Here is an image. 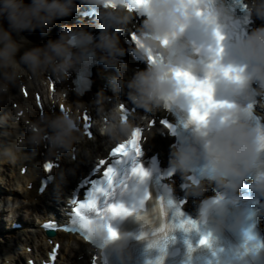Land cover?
Wrapping results in <instances>:
<instances>
[{"label":"clouds","instance_id":"9594fccd","mask_svg":"<svg viewBox=\"0 0 264 264\" xmlns=\"http://www.w3.org/2000/svg\"><path fill=\"white\" fill-rule=\"evenodd\" d=\"M79 3L95 9V27L99 29L95 38L84 26L63 25L56 38L32 45L22 33H46L58 20L73 15L77 0H0V98H8L11 89L28 75L36 81L50 75L61 82L76 63L90 57L115 69L117 74L109 82L114 94H123L128 104L145 113H156L185 100L192 102L175 72L192 77V73L201 74L199 81L206 82L212 97L227 95L238 102H220L208 112L204 123L189 119V125L194 126L190 134L177 137L169 167L184 178L185 195L198 198L192 221L195 226L199 223L212 236L229 231L242 237L240 244L216 250L214 264H264V243L247 239L244 228L253 213L236 200L241 184L250 180L248 191L259 198L255 215L264 216V133L250 122L264 117V0H244L245 19L255 18L260 24L239 33L234 30L228 0H137L132 10L129 0ZM134 13L143 17L134 43L146 67L128 76L119 65L124 49L117 33L128 31ZM217 34L223 37L218 55ZM190 50L198 51L201 59L194 61ZM225 69L232 71L225 74ZM60 96L64 99L63 93ZM96 100L102 104L104 97L98 93ZM257 108L262 111L258 113ZM120 117L119 109L110 108L103 131L121 137L132 133V126ZM25 124L19 133L14 112L0 118V125H8L0 131V163L15 165L25 150L35 152L44 145L50 155L67 152L82 139L78 116L70 107L43 112ZM196 168L201 179L190 181L189 174ZM208 188L216 195L204 197ZM170 191V186L162 189V200L167 201ZM85 216L87 240L95 246L102 264L111 255L125 264L130 235L111 227L114 218L133 216L147 230L150 243L161 246L171 231L166 223L167 206L162 215L156 200L148 210L138 208L125 216L107 212H85ZM13 260L8 254L0 258V264H13Z\"/></svg>","mask_w":264,"mask_h":264},{"label":"bare ground","instance_id":"6f19581e","mask_svg":"<svg viewBox=\"0 0 264 264\" xmlns=\"http://www.w3.org/2000/svg\"><path fill=\"white\" fill-rule=\"evenodd\" d=\"M132 19L130 22H132ZM257 22L260 23L259 20H257ZM59 23L64 22H56L55 25H53L49 30L54 34H58L61 29ZM22 35L26 37V39L29 40L32 45H42L47 39H49L46 37V35L40 36V33L31 34L25 32V34L23 33ZM121 69L128 76L133 73V68H131L129 64L121 67ZM116 74L117 73L115 69L110 67H108L106 71H104L103 67L97 69L96 72H94V78H92L93 82L91 89L81 98L76 97L71 91L68 76L67 79L60 82L52 78L50 75L46 76L44 80L40 81H36L33 77L28 75L24 77L16 87L11 89L8 98H0V118L4 117L5 114L9 112L17 113L19 111H24L20 118L17 117L18 115L16 114V117L19 118V120H17L16 131L19 133H22L25 130V121H31V119L35 118L36 116V110L33 105V101H35L33 99V93L35 92L36 94H41L40 101L43 103L49 113L58 111L59 105L61 104L64 105V107H70L71 110L75 111L79 120L81 119V113L85 112L90 117L88 123L90 124V129L94 132L93 137L90 140L82 134L81 141L73 147L76 148V151L59 153L60 158L59 168L57 169L56 174L57 177L55 180H53L50 186L46 187L47 190L44 192V195L41 196V198L35 195L33 183L35 172H39L36 170V165L43 159L45 160L48 158H53V156L47 152V149L44 148V146L47 148L46 145L42 146L35 152L25 150L23 158L15 165L11 166L6 163H1L9 169L10 174L14 179V181H12V186L15 188L12 189V191L15 190L16 194L12 193L10 189H8L9 197L13 195L16 197L15 199H19V194L17 193L21 194V200H15V203L10 202V204L12 206L20 205L19 207H21L23 204L28 203V206L24 207L26 209L25 215L27 218L33 216V214L38 215V217L43 216L44 211L41 208L42 205H45L46 203L48 204V201L50 200L55 202L60 201L63 191L72 188L78 176L86 172L91 162L95 161L97 157H102L105 154L106 147L124 137L115 134H107L103 131L104 125L108 122L109 109L114 106V102L116 101L112 97L110 91H108L110 85L104 86V83H107L106 79L108 76L113 77ZM51 86L54 88L53 91L50 90ZM61 93L64 94V99H61ZM98 93L104 97L102 104L98 103L96 100ZM124 97L125 96L120 95V98L124 99ZM9 98L12 100L11 102H15L16 100L17 110L13 111V109L8 105ZM156 113H158V111ZM154 114L155 113H145L143 110L138 109L137 116L134 117V122H138L140 116L142 115L152 117ZM5 127H8V125H0V131H2ZM170 142L171 140L167 137L163 138L162 135L158 133L156 128L150 129L148 132H146L145 146L150 148L152 151H159L160 154L163 153L164 155L171 154V150L169 148ZM73 148L71 150H73ZM72 152H74L76 155L75 161L70 159V153ZM23 167L27 168L26 174L20 175L19 170ZM30 187H32V189H30ZM1 198L2 197H0V200ZM34 198H36L37 201H34ZM18 206L15 207L17 208V220L22 217L23 211L22 208L19 210ZM11 217L12 216H8L7 218L10 225L13 222ZM1 221L2 220H0V223H2ZM25 221H28V219H25ZM32 223L33 222H31V224ZM262 228L264 230V216L262 220ZM27 230L29 229H26V232H24V230H16L18 232L20 231L17 233L19 234L17 237H12V235H10V240L15 243V246L16 244H21V249L24 248L26 250L30 246L29 240L32 238ZM29 231L31 232V229ZM34 232H36V230ZM32 239L33 245L35 246L32 254H35V252H38V250L44 251L47 249V244L45 243L44 235L42 233L37 231ZM52 239L54 241L61 242V247L59 248V259L62 258L64 264H76L78 263L77 259L79 257L86 259L85 256L88 252V247L75 237L56 233L54 236H52ZM4 250H6L4 256L11 254V256L14 258L13 264H19L21 258L27 256L26 253H24V250H22V252L15 250L13 251L11 248H6ZM30 250L31 248H29V251Z\"/></svg>","mask_w":264,"mask_h":264},{"label":"snow or ice","instance_id":"6c2138e0","mask_svg":"<svg viewBox=\"0 0 264 264\" xmlns=\"http://www.w3.org/2000/svg\"><path fill=\"white\" fill-rule=\"evenodd\" d=\"M136 5L137 0H129L130 10L134 9ZM130 38L135 42V33H130ZM222 38V36L217 34V55L222 50L219 46V41ZM148 59L149 61H151L152 57L149 56ZM224 71L225 74H227L229 71H232V69H225ZM174 75L185 85L182 90L188 95H190L192 98V102L190 104L189 109V119L198 124L204 123L208 112L220 106V102L213 101L210 90L205 81H197L188 73H182L178 71L175 72ZM120 107L122 112L121 120H123V113L125 112V107L123 104H121ZM61 110H63V106H61ZM83 119L85 121L83 127L87 132L88 121L90 117L85 113ZM153 123L154 121L149 122L150 129ZM88 134L90 135V133ZM140 135L141 129H133L130 139L118 144L116 147L111 149V159L107 161L105 159H101L99 161V165H106L103 169V178L92 179L86 177L84 181H81V184H90V187L86 188L85 194L82 199L78 198L75 195L69 197L71 213L76 221L75 227L83 231L85 240H87V234L83 226V221L86 219L85 212H94L96 214H102L104 212H107L110 216H125L132 211V209L126 208L122 203L110 201H112L118 193L122 192L125 189V182L128 178L135 177L142 181L147 176V172L143 169V167L140 164L136 163L137 157L141 155L142 143L140 142ZM114 160L118 162H127L128 164H130V169L127 176L125 177V179L121 180L119 184L113 182V177L115 173L110 165H112ZM42 167L44 172L48 173L50 169H52L53 165L49 162H45L43 163ZM93 171H96V169H94ZM148 199L149 195L147 192H145L141 203L144 200ZM156 202L160 207L162 215L164 214L165 205L167 206L166 223L168 228L171 230L170 233L174 229H180L184 232H187L189 231V229L195 227L192 221L179 219L180 213L175 209L171 201H164L162 200V198L157 197ZM169 216L171 217V219H167V217ZM69 223L72 224L71 221H69ZM54 224L55 222L53 221V225ZM246 236L247 239H255V237L250 235L248 232ZM141 237H143V233H141ZM169 239L170 235L166 237V244L168 243ZM166 244L163 246L156 244L155 242H151L148 244L149 248H153L155 246L160 249V255L157 256L155 264H160V259L163 256ZM198 244L206 246L208 244V237L201 236L198 241Z\"/></svg>","mask_w":264,"mask_h":264},{"label":"rangeland","instance_id":"374dc122","mask_svg":"<svg viewBox=\"0 0 264 264\" xmlns=\"http://www.w3.org/2000/svg\"><path fill=\"white\" fill-rule=\"evenodd\" d=\"M108 91H110V88H108ZM10 102H11V100H9V103ZM11 178H12V176L10 174L9 169L6 166H4V165H2L0 163V197H2L1 200H0V220H2L1 221L2 223H0V225H1L0 226V230H1L0 231V258L4 257V254L6 253L5 252L6 250H4V249H6V248L7 249L11 248L13 251L14 250L15 251H21V244H17L15 246V243L12 242V240H10L11 239L10 235H12V237L13 236L17 237L19 235L17 233H19L20 231L19 232L18 231H16V232L10 231L9 230L10 224L8 223V220H7L8 216L13 215V216H15L14 217L15 221H17L16 220V217H17L16 216L17 215L16 214V209L17 208H15V207L18 206V205H13L12 206L10 204V202H14L15 200L17 201V200H19L21 198V196H20L21 194L20 193H17V194H19V199H15L16 197H14L13 195H11V197H9L8 189H10V191L12 193H15V190L12 191V189L15 188L14 186H12V181H14V179L13 178L11 179ZM19 191H21V190L19 189ZM51 202H53V201H51ZM19 206H18V209H20V208L23 209L22 217H20V221L24 222V223H27L26 228H29V229L32 230L33 226L29 222H32L33 217L32 218L31 217L27 218L26 215H25L26 209L24 207H26L28 205L23 204V206H21V207H19ZM25 219H28V222L25 221ZM20 221L18 220V222H20ZM22 258H24V257H22Z\"/></svg>","mask_w":264,"mask_h":264}]
</instances>
